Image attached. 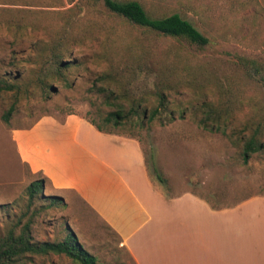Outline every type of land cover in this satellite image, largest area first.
Returning a JSON list of instances; mask_svg holds the SVG:
<instances>
[{"label":"rangeland","instance_id":"1","mask_svg":"<svg viewBox=\"0 0 264 264\" xmlns=\"http://www.w3.org/2000/svg\"><path fill=\"white\" fill-rule=\"evenodd\" d=\"M137 1L153 18L181 14L210 43L198 46L132 25L111 12L104 0L84 9L82 15L79 8L62 15L54 13L74 8L68 0L60 8L53 7L51 0H0V79L6 78L27 90L9 125L2 116L14 96L13 93L0 96V206H8L0 208V237L19 221L21 226L27 223L37 211L32 224L36 242L62 241L72 231L84 248L97 257L98 264H133L121 249L117 236L77 196H66V206L47 207L51 200L44 198L28 209L27 187L42 176L32 175L21 163L13 140L14 130L29 129L45 116L61 123L72 112L71 115L100 123L111 108L90 89L106 68L100 59L105 52L122 58L149 50L160 57L167 54L182 58L190 77L205 83L206 100L214 101L215 105L221 102L215 78L230 88L223 97L224 102L230 101L235 106L229 132L240 131L247 123L264 122V90L246 80L234 66L237 56L264 61V0ZM69 16L76 17L79 32H86L85 41L71 51L75 67L69 76L74 85L65 88L56 83L55 91L42 98L36 78L51 38L46 28L62 24ZM8 20L25 21L29 27L17 36L4 26ZM209 78L215 87L209 84ZM194 98L192 89H183L171 95V107L176 110L180 106L188 107ZM126 132L129 131L118 130L115 135L128 138ZM135 140L141 145L151 180L163 192L190 190L219 209H230L255 197L264 198V151L244 164L242 143L202 129L190 109L184 119L178 117L166 126L156 124L138 130ZM155 168L168 184L159 181ZM51 195L61 196L48 182L45 196ZM248 220L252 234L260 235L264 244V199L250 206ZM220 229L225 231L226 227L215 225L216 231ZM26 264L76 263L64 255L50 254L34 256Z\"/></svg>","mask_w":264,"mask_h":264},{"label":"crops","instance_id":"2","mask_svg":"<svg viewBox=\"0 0 264 264\" xmlns=\"http://www.w3.org/2000/svg\"><path fill=\"white\" fill-rule=\"evenodd\" d=\"M13 132L30 173L47 178L64 199L77 196L117 236L133 264H264V244L248 220L250 206L264 198L219 209L190 190L163 192L137 140L102 133L76 115L64 123L45 116Z\"/></svg>","mask_w":264,"mask_h":264},{"label":"trees","instance_id":"3","mask_svg":"<svg viewBox=\"0 0 264 264\" xmlns=\"http://www.w3.org/2000/svg\"><path fill=\"white\" fill-rule=\"evenodd\" d=\"M51 1L55 8H60L64 3V0ZM100 1L68 0L70 4H74V8L58 10L54 13L62 15L79 8V14L82 15L84 9L97 5ZM104 3L111 12L132 25L198 46H206L210 43L193 23L179 13L153 18L137 0H104ZM8 21L4 26L17 36L25 33L29 27L25 21ZM76 23V17L69 16L63 19L62 24L56 27L50 25L48 26L50 28H46L51 38L46 44L43 56L45 61L41 64L36 78V87L40 89L42 98H48V95L55 91L56 83H61L65 88H72L74 85L69 76L70 71L75 67L71 51L76 44L84 42L86 38V32H79ZM100 59L106 68L94 80L90 91L102 96L104 104L111 110L101 117L100 123L93 119L88 120L100 132L116 134L118 130L127 129L128 138L135 139L138 130L151 128L156 124L166 126L178 117L184 119L190 109L202 129L212 133H222L242 143L244 164H248L254 155L264 151V122L247 123L240 131L235 129L229 132L235 106L230 101L224 102L223 97L230 92V88L215 78V85L221 92V102L215 105L214 101L206 100L205 83L200 84L190 77V71L184 65L182 58L167 54L160 57L149 50H143L139 54L132 53L122 58L105 52ZM234 66L246 80L258 86L261 91L264 90V61L248 56H237ZM214 75L216 76L215 72ZM208 82L215 87L212 79ZM186 88L194 91V100L188 102V107L180 106L177 110L172 108L171 95L178 94ZM4 93H13L14 96L11 106L2 116L3 122L9 125L27 90L22 89L15 82L2 78L0 96ZM71 114L73 113H68ZM64 119L60 122L63 123ZM154 172L161 183L168 184L156 168ZM47 183L48 179L41 177L27 187L29 210L37 200L44 198L51 200L47 207L66 206L65 199L61 196H45ZM7 207L0 206V208ZM37 213L34 211L27 223L21 226L22 221H19L0 237V264H26L34 256L50 254L64 255L76 264H98L97 257L84 248L72 231L62 241L36 242L32 224Z\"/></svg>","mask_w":264,"mask_h":264}]
</instances>
